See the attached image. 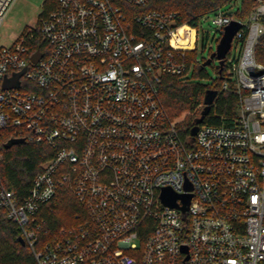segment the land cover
<instances>
[{
    "label": "built area",
    "instance_id": "1",
    "mask_svg": "<svg viewBox=\"0 0 264 264\" xmlns=\"http://www.w3.org/2000/svg\"><path fill=\"white\" fill-rule=\"evenodd\" d=\"M13 2L0 0V25ZM148 2L58 0L39 28L0 46V143L10 129L56 149L23 197L0 174V207L34 264H264V0L245 19L213 11L220 38L242 23L224 62L239 116L199 124L189 143L159 84L190 74L192 47L180 44L177 13L144 9ZM65 181L86 216L40 246L46 220L37 213ZM165 187L177 205L163 200Z\"/></svg>",
    "mask_w": 264,
    "mask_h": 264
},
{
    "label": "trees",
    "instance_id": "2",
    "mask_svg": "<svg viewBox=\"0 0 264 264\" xmlns=\"http://www.w3.org/2000/svg\"><path fill=\"white\" fill-rule=\"evenodd\" d=\"M58 0H48L43 16L47 15L57 6ZM234 0H149L144 9H158L176 12L178 22L183 26V35L180 44L188 51L192 63L190 74L186 77L164 74L159 84L160 97L170 117L181 115L189 111L177 123L180 136L188 143L192 140L191 129L197 123L230 124L239 116V94L235 81L228 79L226 64L220 71L216 60L210 64L217 73L212 83L202 82L208 76L204 62L208 59L200 57L196 44V29L202 16L219 8H224ZM257 0H242L236 11L239 18L245 19L256 6ZM40 23V22H39ZM26 32V31H25ZM24 32V33H25ZM264 39V36H263ZM41 47L43 42H39ZM205 45V42H204ZM193 46L195 48H193ZM214 50L211 48V53ZM200 57V59H198ZM257 57L264 62V46L257 48ZM229 81V87L223 88L224 82ZM216 91L213 102L205 113L207 90ZM199 109V111H197ZM202 118L199 122L198 119ZM18 139L10 129H4L0 151V174L6 186L16 192L18 196L29 193L35 176L42 170L45 162L53 158L56 149L45 142L17 141ZM38 219H45V225L38 232L40 246L45 242L60 237L62 229L77 226L86 216V208L75 195L72 184L65 181L58 189L56 195L44 203L37 213ZM21 229L17 222L7 216V211L0 207V264H34L35 257L28 243L20 240Z\"/></svg>",
    "mask_w": 264,
    "mask_h": 264
},
{
    "label": "rangeland",
    "instance_id": "3",
    "mask_svg": "<svg viewBox=\"0 0 264 264\" xmlns=\"http://www.w3.org/2000/svg\"><path fill=\"white\" fill-rule=\"evenodd\" d=\"M241 1L242 0H234L226 9L230 12L237 11ZM47 4L48 0H14L3 23L0 25V46L13 45L25 31L39 28V21L40 18L43 17ZM213 17L214 12L209 13L204 19L202 26L199 27L198 52L200 57L209 58L211 55V48L215 50L217 41L220 39V33L216 31L215 23L212 20ZM204 34L206 36L203 38ZM215 62L218 64L217 60ZM206 70L208 76L203 78L202 82L212 83L217 77L213 64H207ZM197 111H199V109H197ZM167 112L169 114V111ZM188 114L192 115L189 111H185L181 115L171 118L178 122Z\"/></svg>",
    "mask_w": 264,
    "mask_h": 264
},
{
    "label": "water",
    "instance_id": "4",
    "mask_svg": "<svg viewBox=\"0 0 264 264\" xmlns=\"http://www.w3.org/2000/svg\"><path fill=\"white\" fill-rule=\"evenodd\" d=\"M242 26L241 21L239 20H233L231 21L226 27L223 35L219 39V42L217 43L216 49L211 53L209 58L204 62V65L210 64L212 60L216 59L218 61V64L220 65V71L222 70L225 62V57L228 53V51L231 48L232 41L234 38L235 33L240 29ZM41 56V52L37 50L34 55H33V60H37ZM10 85H13L9 82H5L4 87H9ZM216 95V91L213 89L207 90L206 93V107L203 113L207 111L209 108V105L213 102L214 97ZM202 118H199L198 121L200 122ZM199 128V123L194 125L191 129V134L194 136ZM17 141H24L21 138L18 139H13L10 141V143H7L6 146L8 147L12 142H17ZM191 195H183V199L185 202L189 201ZM162 198L163 200L169 204V205H177L176 200L178 198V194H176L172 189L169 187H165L162 192ZM20 240L22 243H26L25 239L23 236H20Z\"/></svg>",
    "mask_w": 264,
    "mask_h": 264
},
{
    "label": "bare ground",
    "instance_id": "5",
    "mask_svg": "<svg viewBox=\"0 0 264 264\" xmlns=\"http://www.w3.org/2000/svg\"><path fill=\"white\" fill-rule=\"evenodd\" d=\"M181 31H182V29H181ZM176 42V38H174V43ZM178 42V41H177Z\"/></svg>",
    "mask_w": 264,
    "mask_h": 264
}]
</instances>
